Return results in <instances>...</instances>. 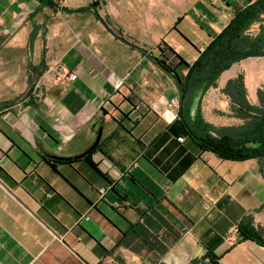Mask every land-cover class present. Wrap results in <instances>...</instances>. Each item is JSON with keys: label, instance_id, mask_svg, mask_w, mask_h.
Listing matches in <instances>:
<instances>
[{"label": "crops", "instance_id": "crops-1", "mask_svg": "<svg viewBox=\"0 0 264 264\" xmlns=\"http://www.w3.org/2000/svg\"><path fill=\"white\" fill-rule=\"evenodd\" d=\"M183 1L54 0L51 10L0 0V54L32 31L56 50L47 71L42 53L30 66L42 74L31 94L0 101V264H264V247L238 233L245 222L264 239V160H222L180 142L170 130L174 79L155 61L185 75L179 57L194 61V48L254 0H191L175 16ZM227 72L201 103L217 127L238 125L219 117L229 109ZM18 79L22 64L0 55L4 96H17ZM99 129L92 166L81 156ZM46 158L74 161L53 168Z\"/></svg>", "mask_w": 264, "mask_h": 264}, {"label": "trees", "instance_id": "trees-1", "mask_svg": "<svg viewBox=\"0 0 264 264\" xmlns=\"http://www.w3.org/2000/svg\"><path fill=\"white\" fill-rule=\"evenodd\" d=\"M37 1L42 7L51 10L57 8L54 0ZM91 7V5L76 9L62 7L61 10L68 14L86 13ZM105 24L109 26L108 22ZM254 25H258L256 32L251 30ZM35 38L36 34L32 31L28 44L32 45ZM161 45L164 44L161 43L158 48L163 50ZM194 49L197 51L194 61L189 63L179 57V65L186 70L183 76L164 60L155 59L156 63L174 79L178 94L177 117L170 130L177 126L179 131H176V134L187 137L200 151L211 152L222 160H264V90H256L257 104H252L248 98L243 74L228 80L221 90L229 100L232 115L244 121L241 125L217 127L206 122L201 115L203 97L211 88L217 87L218 79L224 72L248 58L264 57V0H254L235 11L223 29L212 37L203 49ZM32 69L35 71V67ZM41 75L39 73V76ZM32 89L29 90V94ZM95 149L96 147L81 156L92 166L88 155ZM46 161L54 168L57 163H72L74 159L46 158ZM238 233L243 240L253 241L264 247V239L253 232L248 223H241L238 226Z\"/></svg>", "mask_w": 264, "mask_h": 264}, {"label": "rangeland", "instance_id": "rangeland-1", "mask_svg": "<svg viewBox=\"0 0 264 264\" xmlns=\"http://www.w3.org/2000/svg\"><path fill=\"white\" fill-rule=\"evenodd\" d=\"M191 0H185L183 2H180V4L177 2L175 7H173V13L175 16L181 15V4H190ZM204 4V3H203ZM204 6L206 7V5L204 4ZM168 20L170 21V18H168ZM168 21V23H169ZM189 26L182 22L181 24H179L177 26V28H180L182 31H185V33H191V29L188 28ZM257 27L258 25H254L252 27V31L256 32L257 31ZM45 34H41V36H37V38L35 39V41L33 42V46H29L28 42H25V40L27 41V39L24 40L25 44H23V46L21 48H17V49H12L10 52L6 53L4 50L1 51L2 56H9L12 57V59H16L17 61H19L22 64V79L21 80H17L16 82L13 83L12 88L14 87H18L16 90V94L17 96L12 97V96H4L3 93L6 92L5 90H3L1 87L2 86V82H4V80H1L0 83V101L2 100H14V99H19L22 100L25 96H28L29 93V88L30 85L35 86L37 84V81L39 79V76L36 75L35 73L33 75H30L31 73V69L30 66L33 64H37L38 62V57L40 56V53H42V56H44L45 54V63L43 64L44 68H46V71L48 70V68L51 66L50 64V60H51V55H53L52 53H55L56 50H48L43 46V42H42V38H44ZM42 37V38H41ZM167 37H174L176 39H178L177 36V32L176 31H170V34L167 35ZM197 37V36H196ZM184 51V50H183ZM185 51L187 52H192L194 51L193 48H191V45H186L185 46ZM185 52V53H186ZM10 67V66H8ZM5 72V71H4ZM230 75V79L235 78L238 74H243L244 76V82H245V86L247 89V93L250 94V91L253 90H257V89H262L264 90V57H258V58H248L246 60H243L239 63L234 64L229 70L228 72ZM220 87L218 86L217 83V87L216 88H211L208 92L209 94L217 93V90ZM38 90V88H37ZM248 98L250 100V97L248 95ZM250 102H252V100H250ZM214 116L217 115V112L215 110ZM219 117L220 119L223 120L224 123L226 124H232V125H239L242 124L244 121L243 120H239L237 118L234 117V115H232L231 111L228 109L227 113H224V115L219 113ZM222 122V123H223Z\"/></svg>", "mask_w": 264, "mask_h": 264}, {"label": "water", "instance_id": "water-1", "mask_svg": "<svg viewBox=\"0 0 264 264\" xmlns=\"http://www.w3.org/2000/svg\"><path fill=\"white\" fill-rule=\"evenodd\" d=\"M96 4L97 3L95 2L93 5H96ZM100 137H101V129L98 130V134H97V137H96L95 142L93 143V145L86 152H84V154H87L89 151L93 150L96 147V145L99 142Z\"/></svg>", "mask_w": 264, "mask_h": 264}, {"label": "built area", "instance_id": "built-area-1", "mask_svg": "<svg viewBox=\"0 0 264 264\" xmlns=\"http://www.w3.org/2000/svg\"><path fill=\"white\" fill-rule=\"evenodd\" d=\"M178 140H179L180 142H182V141H183V137H180ZM105 191H106L105 188H100V189H99V193H100V194H104Z\"/></svg>", "mask_w": 264, "mask_h": 264}]
</instances>
